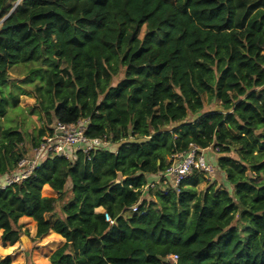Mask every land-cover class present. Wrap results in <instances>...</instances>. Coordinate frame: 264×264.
<instances>
[{
  "label": "trees",
  "instance_id": "16d2710c",
  "mask_svg": "<svg viewBox=\"0 0 264 264\" xmlns=\"http://www.w3.org/2000/svg\"><path fill=\"white\" fill-rule=\"evenodd\" d=\"M15 65L46 123L87 119V138L117 147L48 155L0 186L2 242L27 216L35 236L64 239L50 264H264V0H0V175L45 134L26 148L2 125ZM203 95L220 108L203 111ZM190 144L217 149L230 189L194 168L178 191L160 179L141 198Z\"/></svg>",
  "mask_w": 264,
  "mask_h": 264
},
{
  "label": "rangeland",
  "instance_id": "374dc122",
  "mask_svg": "<svg viewBox=\"0 0 264 264\" xmlns=\"http://www.w3.org/2000/svg\"><path fill=\"white\" fill-rule=\"evenodd\" d=\"M26 74L27 68L22 65H15L10 69L9 75L12 83L9 86L3 87L2 90L4 95L7 97H9V94L11 93L18 95V103L14 107L6 104V116L4 115L1 117V121L3 126L13 125L20 127L24 134L23 144L26 148H28L30 146V137L32 135H36L37 129L42 127L45 131V134L39 137L41 140L44 136L50 134L49 129L56 122V120L53 119L51 123H46L45 115L43 111L39 109L37 98L32 90V83L29 82V80L27 81ZM121 76L122 73L118 74L115 78H113L112 82L115 84ZM203 100V111L220 108L219 102L214 98L209 100L207 95H203ZM103 146L109 149L116 148V144L110 142L104 144ZM209 151V160L215 166L212 173H206L208 182H213L216 185L225 184L230 189L229 184L226 183L223 173L217 168L216 163L213 161L212 156L216 151L212 147H209ZM148 182H150V179ZM151 182L154 181L151 180ZM207 184L208 183L205 181L200 182L197 185V190H202ZM153 188L154 187L145 186L143 188L141 198H145L147 201L154 200L153 195L149 194V190ZM41 194L46 196H56V193L51 191L47 184L42 188ZM60 206L61 202H58L55 209L57 215H62ZM18 224L19 237L27 236L29 238V242L24 245L18 238L14 244H9L8 242H2L0 239V261L8 255L10 257V264H50L48 261L49 254L55 248L60 246L64 239L54 232H49L42 237L35 236V221L30 217H20ZM172 257L174 260L177 259V256L173 255Z\"/></svg>",
  "mask_w": 264,
  "mask_h": 264
},
{
  "label": "built area",
  "instance_id": "2783aa9c",
  "mask_svg": "<svg viewBox=\"0 0 264 264\" xmlns=\"http://www.w3.org/2000/svg\"><path fill=\"white\" fill-rule=\"evenodd\" d=\"M86 124L87 119H79L75 123L56 121L51 127L52 132L44 136L27 155L21 157L10 173L4 174L3 180L0 181V186L5 187L11 183L22 181L48 155H61L71 158L79 149L84 153H88L92 149L104 147V144L109 143V141L102 138H87L84 135ZM204 149L190 144L185 151L173 154L168 167L158 173L160 176L158 180L149 182L145 186L153 187L160 179H163L165 184H168L167 186L178 191L179 183L190 175L194 168L209 174L212 173L214 165L207 161ZM214 149L217 150L216 148ZM131 211H138V204H134L131 207ZM104 218L111 223L113 222L107 213H104Z\"/></svg>",
  "mask_w": 264,
  "mask_h": 264
},
{
  "label": "crops",
  "instance_id": "0c3cea01",
  "mask_svg": "<svg viewBox=\"0 0 264 264\" xmlns=\"http://www.w3.org/2000/svg\"><path fill=\"white\" fill-rule=\"evenodd\" d=\"M116 147H117V145H116ZM109 149V148H108ZM116 149V148H115ZM115 149H111V150H115ZM214 149V148H213ZM204 151H205V157H206V159H207V161L208 162H210V163H212L210 160H209V157H210V151H209V147H207V148H205L204 149ZM209 155V156H208ZM217 155H218V153L217 152H215L214 153V155L212 156L213 157V161H214V163H216V158H217ZM211 157V158H212ZM214 165V164H213ZM215 166V165H214ZM3 177H4V175H0V181L1 180H3ZM158 177H159V175H158V173H155V174H148L147 176H146V178H147V183L146 184H148L149 182H148V180L150 179V182H151V180L152 181H157L158 180ZM46 185V184H45ZM44 185V186H45ZM43 186V187H44ZM22 217H27V216H22ZM31 218V217H30ZM1 231V230H0ZM55 233V232H54ZM57 234V233H56ZM60 236V235H59ZM61 237V236H60ZM62 238V237H61Z\"/></svg>",
  "mask_w": 264,
  "mask_h": 264
},
{
  "label": "water",
  "instance_id": "95a60500",
  "mask_svg": "<svg viewBox=\"0 0 264 264\" xmlns=\"http://www.w3.org/2000/svg\"><path fill=\"white\" fill-rule=\"evenodd\" d=\"M3 19V18H2ZM6 27V25H3V26H1V29L2 28H5ZM19 240H20V242H22L24 245L27 243V242H29V238L27 237V236H20L19 237Z\"/></svg>",
  "mask_w": 264,
  "mask_h": 264
},
{
  "label": "clouds",
  "instance_id": "9594fccd",
  "mask_svg": "<svg viewBox=\"0 0 264 264\" xmlns=\"http://www.w3.org/2000/svg\"><path fill=\"white\" fill-rule=\"evenodd\" d=\"M7 250H10V249H7Z\"/></svg>",
  "mask_w": 264,
  "mask_h": 264
}]
</instances>
